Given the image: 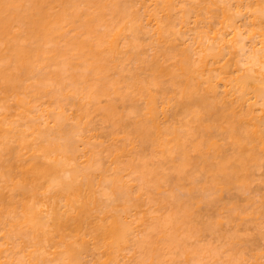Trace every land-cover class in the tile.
Masks as SVG:
<instances>
[{
  "label": "bare ground",
  "instance_id": "bare-ground-1",
  "mask_svg": "<svg viewBox=\"0 0 264 264\" xmlns=\"http://www.w3.org/2000/svg\"><path fill=\"white\" fill-rule=\"evenodd\" d=\"M130 251L264 264V0H0V264Z\"/></svg>",
  "mask_w": 264,
  "mask_h": 264
},
{
  "label": "rangeland",
  "instance_id": "rangeland-1",
  "mask_svg": "<svg viewBox=\"0 0 264 264\" xmlns=\"http://www.w3.org/2000/svg\"><path fill=\"white\" fill-rule=\"evenodd\" d=\"M151 52H152V51H149V53H151ZM150 214H151V215H158L159 212H157V211H152ZM190 242L193 243V244H195L193 240H191ZM126 254H127V255H126L125 259H126L127 256H128V258L125 260V261H127L126 263H127V264H133V263L135 262V260L132 259V258H133V257H132V255H133V251H130V252L126 253ZM166 258H167V260H166ZM173 263H174V264H178V263L173 262L172 260H170L167 256L165 257V264H173ZM134 264H135V263H134ZM179 264H180V261H179Z\"/></svg>",
  "mask_w": 264,
  "mask_h": 264
}]
</instances>
